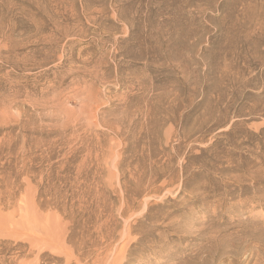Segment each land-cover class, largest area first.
Returning a JSON list of instances; mask_svg holds the SVG:
<instances>
[{
  "label": "rangeland",
  "instance_id": "374dc122",
  "mask_svg": "<svg viewBox=\"0 0 264 264\" xmlns=\"http://www.w3.org/2000/svg\"><path fill=\"white\" fill-rule=\"evenodd\" d=\"M0 264H264V0H0Z\"/></svg>",
  "mask_w": 264,
  "mask_h": 264
}]
</instances>
